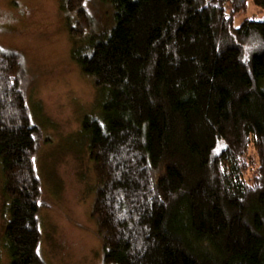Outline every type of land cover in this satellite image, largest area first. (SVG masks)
<instances>
[{"label": "trees", "instance_id": "16d2710c", "mask_svg": "<svg viewBox=\"0 0 264 264\" xmlns=\"http://www.w3.org/2000/svg\"><path fill=\"white\" fill-rule=\"evenodd\" d=\"M86 1L64 9L85 41L73 59L108 96L84 122L105 264H264V18L247 16L264 0H104L116 24L100 33ZM24 75L0 47L5 238L10 264H45Z\"/></svg>", "mask_w": 264, "mask_h": 264}, {"label": "rangeland", "instance_id": "374dc122", "mask_svg": "<svg viewBox=\"0 0 264 264\" xmlns=\"http://www.w3.org/2000/svg\"><path fill=\"white\" fill-rule=\"evenodd\" d=\"M65 2L0 0V47L22 58L21 86L40 129L35 164L43 187L41 256L45 264H105L104 243L92 217L96 179L84 122L101 120L108 96H99L93 79L72 57L85 41L72 38L76 13L66 11ZM86 8L95 33L115 26L109 3L87 0ZM247 16L261 20L264 10L251 4ZM3 187L0 166V264H10L5 228L11 213Z\"/></svg>", "mask_w": 264, "mask_h": 264}]
</instances>
